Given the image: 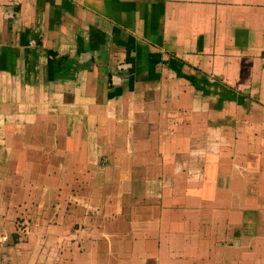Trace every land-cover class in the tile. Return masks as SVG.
<instances>
[{
    "label": "crops",
    "instance_id": "1",
    "mask_svg": "<svg viewBox=\"0 0 264 264\" xmlns=\"http://www.w3.org/2000/svg\"><path fill=\"white\" fill-rule=\"evenodd\" d=\"M36 155L70 264H264V0H0L1 200Z\"/></svg>",
    "mask_w": 264,
    "mask_h": 264
},
{
    "label": "rangeland",
    "instance_id": "2",
    "mask_svg": "<svg viewBox=\"0 0 264 264\" xmlns=\"http://www.w3.org/2000/svg\"><path fill=\"white\" fill-rule=\"evenodd\" d=\"M53 151L58 153L59 150L53 149ZM53 156L41 158V155L38 157L36 155L37 166L46 169L48 177L34 183L51 187L52 193L49 197L44 194L40 197L37 194L33 199L26 195L22 198L14 197V191L11 190L14 185H12L4 200L0 199V264H70L68 261L71 253L73 252L74 260L77 251L83 248L76 242V229L79 226L76 222L77 210L71 207L77 201L72 193V189L76 188V182L70 181L69 178L62 181L64 177L59 180V175L56 174V170L59 169L53 163L56 155ZM49 163L53 165L52 170L48 166ZM107 163L103 161L101 164V171L106 174L108 169L104 166ZM70 173L68 171L66 177ZM104 178L107 180V175ZM28 184L30 183L27 181L22 182L25 188H28ZM65 205L66 208L63 207ZM61 237L66 238L64 242H61Z\"/></svg>",
    "mask_w": 264,
    "mask_h": 264
},
{
    "label": "trees",
    "instance_id": "3",
    "mask_svg": "<svg viewBox=\"0 0 264 264\" xmlns=\"http://www.w3.org/2000/svg\"><path fill=\"white\" fill-rule=\"evenodd\" d=\"M59 60L58 61H62L64 59V57H61V58H58Z\"/></svg>",
    "mask_w": 264,
    "mask_h": 264
}]
</instances>
